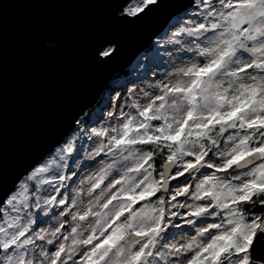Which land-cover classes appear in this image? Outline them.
I'll return each mask as SVG.
<instances>
[{"label":"snow or ice","instance_id":"1","mask_svg":"<svg viewBox=\"0 0 264 264\" xmlns=\"http://www.w3.org/2000/svg\"><path fill=\"white\" fill-rule=\"evenodd\" d=\"M29 2L92 11L84 73L141 43L130 79L89 99L83 75L16 147L0 107V264H264V0Z\"/></svg>","mask_w":264,"mask_h":264},{"label":"water","instance_id":"2","mask_svg":"<svg viewBox=\"0 0 264 264\" xmlns=\"http://www.w3.org/2000/svg\"><path fill=\"white\" fill-rule=\"evenodd\" d=\"M9 3L0 20V107L5 141L13 148L65 99L83 75L81 90L87 98L101 94L112 77L131 64L141 40L134 32H124V48L118 59L102 70L89 69L84 73L77 55V42L95 22L87 6L39 4L29 0H9ZM37 28L62 29L64 47L56 54L35 52L29 38Z\"/></svg>","mask_w":264,"mask_h":264},{"label":"rangeland","instance_id":"3","mask_svg":"<svg viewBox=\"0 0 264 264\" xmlns=\"http://www.w3.org/2000/svg\"><path fill=\"white\" fill-rule=\"evenodd\" d=\"M132 68H133V65H130V67H128V69H126L123 73H121V75H117L115 78H114V81L112 82V84L116 81H119L121 83H125L128 79L131 78V73H132ZM111 84V85H112ZM103 97V93L101 95V98Z\"/></svg>","mask_w":264,"mask_h":264}]
</instances>
